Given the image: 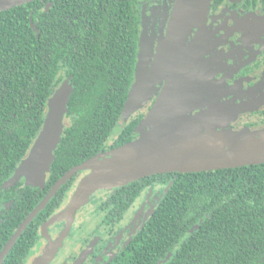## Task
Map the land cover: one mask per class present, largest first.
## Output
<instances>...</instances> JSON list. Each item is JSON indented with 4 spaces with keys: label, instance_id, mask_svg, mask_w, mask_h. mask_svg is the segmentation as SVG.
Listing matches in <instances>:
<instances>
[{
    "label": "trees",
    "instance_id": "obj_1",
    "mask_svg": "<svg viewBox=\"0 0 264 264\" xmlns=\"http://www.w3.org/2000/svg\"><path fill=\"white\" fill-rule=\"evenodd\" d=\"M140 3L33 0L0 11V251L68 169L136 137L143 113L122 127L118 120L134 81ZM66 76L73 92L44 186L7 184L42 127L48 97ZM87 173L60 187L2 264L28 263L42 226ZM150 186L162 192L153 214L104 264H264V162L155 173L99 189L100 201L78 208L74 229H113Z\"/></svg>",
    "mask_w": 264,
    "mask_h": 264
},
{
    "label": "flooded vegetation",
    "instance_id": "obj_2",
    "mask_svg": "<svg viewBox=\"0 0 264 264\" xmlns=\"http://www.w3.org/2000/svg\"><path fill=\"white\" fill-rule=\"evenodd\" d=\"M139 8L137 56L142 42L143 72L148 82L145 88L152 93L144 107L137 109L124 124L141 113L140 121L144 118L162 91L166 77L180 74L182 78L184 73L194 69L206 77L203 82L198 80L200 87H215L203 95L201 103L197 102L202 106L201 110L209 108L207 103L213 99L212 105L216 103V109L228 108L230 115L226 117H229L241 106L252 104L248 105L251 108L256 102L252 99L264 97V0H141ZM165 51H172V58L170 66L163 70L165 53L168 55ZM232 99L235 101H229ZM238 127L253 131L264 127V105L241 113L233 123L226 122L225 125L221 122L214 130L220 132ZM136 132L137 137V129ZM150 189L158 193L149 200ZM98 193L101 192L91 195L89 202L81 208L100 201ZM161 196V190L148 187L113 229L103 227L96 231L95 225L88 232L75 230L78 209L71 228L49 264H104L111 260L143 227L141 223L153 214H150L151 207L155 208ZM79 216L84 219L86 215ZM65 222L62 220L47 227L51 239L61 233ZM46 243L43 236L33 255L41 252Z\"/></svg>",
    "mask_w": 264,
    "mask_h": 264
},
{
    "label": "water",
    "instance_id": "obj_3",
    "mask_svg": "<svg viewBox=\"0 0 264 264\" xmlns=\"http://www.w3.org/2000/svg\"><path fill=\"white\" fill-rule=\"evenodd\" d=\"M30 1L33 0H0V11ZM31 25L36 30L34 25ZM144 56V47L141 42L134 81L120 113V119L123 121H126L140 108L152 93L150 89L145 88L148 87V82L143 72ZM179 80L181 81L180 74L166 77L165 85L150 108L148 118L145 120L143 118L138 124L139 135L137 137L71 167L54 182L1 249L0 264L28 223L44 208L60 187L78 172L88 170V173L78 183L68 203L42 226L41 233L46 237L47 243L30 264L50 263L71 228L76 210L86 203L91 193L96 190L111 189L155 173L199 172L264 162V139L260 138L264 135V129L255 131L244 129L240 132L215 131L214 127L217 124H208L230 113L228 108L216 109V103L212 105L214 104L213 99L207 103L213 110L202 111L193 116L184 112L169 120L170 122L166 121V118L175 112L178 113L177 110L189 99L185 96L190 95V92L175 100L181 89ZM151 89L153 90L152 87ZM72 92L73 85L70 82V76H66L48 97L42 127L28 153L21 159L13 175L7 180V184L24 178L35 186H44L54 160V150L60 142L66 125L65 116ZM202 98L203 95L196 102L201 103ZM248 105L252 104L241 106L238 110L249 109ZM195 106L202 107L195 103L192 108ZM145 122L148 123V130L143 127ZM153 211L154 208L151 207L150 214ZM60 220L66 221L65 226L56 238L51 239L46 231L47 227ZM144 222L145 220L141 226Z\"/></svg>",
    "mask_w": 264,
    "mask_h": 264
},
{
    "label": "rangeland",
    "instance_id": "obj_4",
    "mask_svg": "<svg viewBox=\"0 0 264 264\" xmlns=\"http://www.w3.org/2000/svg\"><path fill=\"white\" fill-rule=\"evenodd\" d=\"M165 52H168V55L165 53V56H164V62H163V70H164V68L165 67H167L168 65L170 66V63H171V60H170V58H172V56H171V52L172 51H165ZM167 55V56H166ZM195 63V62H194ZM162 65H161V67L159 68V73L161 72V70H162ZM168 66V67H169ZM187 71V70H186ZM202 79V80H201ZM206 79V77L205 76H202L201 75V73H198L197 71H196V69H194L192 72H186V73H184V75H183V77L181 78V82H180V90L178 91V94H177V98L175 99V100H177L178 98H181L182 96H184V94H188L189 92H190V95H187V96H185V98H189L188 100H187V102L185 103V105L184 106H182L181 108H179L178 110H177V112L178 113H174V114H172L171 116H169L168 118H166L165 120L167 121H169V120H172V119H174V117L175 116H177V115H180L181 113H187L188 115H190V116H193V115H196V114H198V113H202V111H210V110H213L212 108L210 109V108H207V109H204V110H201V108H199L198 106H195L194 108H192L193 107V104H195V103H197L196 102V100H198V98L200 97V96H202V95H204L206 92H208L209 90H211V89H214L215 87H209V86H202V87H200L199 85H200V83H199V81L198 80H201L202 82L204 81ZM207 82V81H206ZM217 81H215L214 83L215 84H217L216 83ZM217 87V86H216ZM195 90V91H194ZM193 91V92H192ZM192 92V93H191ZM255 91H253L252 93H254ZM238 99V98H237ZM256 101L254 104H253V106L251 107V108H249V109H245V110H241V111H239V110H235V112L232 114L231 113V115L232 116H229V117H220V118H218V119H215V120H212L208 125H215V124H219V123H221V122H223V123H225V125H226V122L228 123V122H231V123H233L234 121H236V119H237V117L241 114V113H243V112H247V111H252L253 109H255V108H258V107H261V106H263L264 105V97H262V99H260V100H257V99H252V102L253 101ZM229 101H235V99H232V100H229ZM237 101V100H236ZM244 103V102H243ZM241 104V103H240ZM220 105H224L225 106V103H221ZM144 107V104L140 107V109H142ZM139 109V108H138ZM148 114H149V111L145 114V116H144V120L146 119V118H148ZM225 121V122H224ZM124 122L125 121H123V120H121V119H119L118 120V126L119 127H122L123 125H124ZM170 122V121H169ZM66 124V123H65ZM147 124L148 123H146L145 122V124H144V129L146 128L147 130H148V126H147ZM244 129H249V128H242V129H240V127H238V128H236V129H233V128H229V130L230 131H235V132H240V131H242V130H244ZM262 129H264V127H261V128H257L256 130H262ZM249 130H251V131H253V129H249ZM115 133H116V130L114 131V135H115ZM138 135H139V131H138ZM137 135V136H138ZM256 138H259V137H256ZM260 138H262V139H264V135H262ZM101 190H107L106 188H104V189H101ZM97 191H99V190H96V191H94V192H92L91 193V195H93V194H95V192H97ZM158 193V192H157ZM154 190L152 191L151 189H150V191L148 192V196H149V200L150 199H153L155 196H156V194H157ZM91 195L89 196V200H90V197H91ZM143 198H144V196H143ZM89 200L86 202V203H84V205L85 204H87L88 202H89ZM143 203H147V199L145 200V201H143ZM78 210V209H77ZM77 210H76V212H77ZM76 212H75V215H76ZM75 215H74V217H75ZM41 252H39V253H36V254H34V255H32L31 256V258H30V260L28 261V263L27 264H30L31 262H32V260L34 259V257L35 256H37L38 254H40ZM55 256V255H54ZM74 264V263H73Z\"/></svg>",
    "mask_w": 264,
    "mask_h": 264
}]
</instances>
